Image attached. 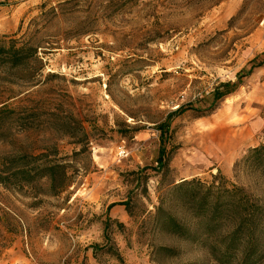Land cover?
I'll return each mask as SVG.
<instances>
[{"label": "rangeland", "instance_id": "374dc122", "mask_svg": "<svg viewBox=\"0 0 264 264\" xmlns=\"http://www.w3.org/2000/svg\"><path fill=\"white\" fill-rule=\"evenodd\" d=\"M1 37L36 46L42 68L34 87L0 69L18 116L40 109L26 133L10 123L0 155L56 149L69 184L0 185V264H212L154 216L171 183L218 173L264 199V175L234 171L264 144V0H0ZM237 81L213 110L172 119L166 171L153 170L157 124Z\"/></svg>", "mask_w": 264, "mask_h": 264}, {"label": "trees", "instance_id": "16d2710c", "mask_svg": "<svg viewBox=\"0 0 264 264\" xmlns=\"http://www.w3.org/2000/svg\"><path fill=\"white\" fill-rule=\"evenodd\" d=\"M37 49L29 42L17 45L16 40L1 37V73L7 76L13 69L24 68L30 75L28 85L38 86L40 82L31 75L33 69L42 68ZM238 82L219 84L210 92L208 105L200 106L197 102L181 105L157 124L159 152L157 166L153 170L166 171L165 144L172 119L188 110L199 112L201 116L213 110L223 97L234 91ZM9 99L0 97V141H7L10 123H16L26 133L40 116V109L32 107L20 118L8 104ZM64 124L70 126L66 122ZM75 142L80 144L83 139ZM88 143L86 138L83 144L88 146ZM63 158L58 157L56 149L50 147L36 154L16 150L0 155V185L6 189L20 190L46 179L53 193L61 192L69 184ZM240 167L258 176L264 175V144L250 148L235 164L234 171L237 172ZM123 205L127 210L129 203L126 201ZM154 218L160 222V229L165 233L200 246L205 259L212 264H261L264 260V199L228 181L219 173L212 176L209 182L192 178L171 183L159 197ZM109 221L107 217L104 234ZM91 248L94 255L98 251L108 250L107 247L99 250L97 245ZM158 250L169 256L176 254L171 248L160 247Z\"/></svg>", "mask_w": 264, "mask_h": 264}]
</instances>
